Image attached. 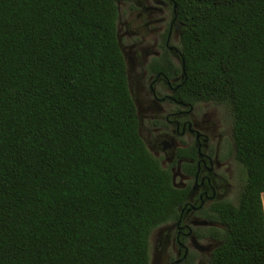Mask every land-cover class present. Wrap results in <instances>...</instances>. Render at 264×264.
Returning <instances> with one entry per match:
<instances>
[{
    "label": "trees",
    "instance_id": "1",
    "mask_svg": "<svg viewBox=\"0 0 264 264\" xmlns=\"http://www.w3.org/2000/svg\"><path fill=\"white\" fill-rule=\"evenodd\" d=\"M186 93L244 170L216 264H264V0H176ZM115 0H0V264H148L181 195L138 132Z\"/></svg>",
    "mask_w": 264,
    "mask_h": 264
},
{
    "label": "flooded vegetation",
    "instance_id": "2",
    "mask_svg": "<svg viewBox=\"0 0 264 264\" xmlns=\"http://www.w3.org/2000/svg\"><path fill=\"white\" fill-rule=\"evenodd\" d=\"M116 35L138 129L181 195L152 229L148 264H216L223 204L243 182L228 107L186 93L176 0H115Z\"/></svg>",
    "mask_w": 264,
    "mask_h": 264
},
{
    "label": "rangeland",
    "instance_id": "3",
    "mask_svg": "<svg viewBox=\"0 0 264 264\" xmlns=\"http://www.w3.org/2000/svg\"><path fill=\"white\" fill-rule=\"evenodd\" d=\"M231 124H232V118H231ZM243 177H244V170H243ZM240 189L238 190V196H237V198H233V202H235V203L238 202V199H239V196H240Z\"/></svg>",
    "mask_w": 264,
    "mask_h": 264
},
{
    "label": "crops",
    "instance_id": "4",
    "mask_svg": "<svg viewBox=\"0 0 264 264\" xmlns=\"http://www.w3.org/2000/svg\"><path fill=\"white\" fill-rule=\"evenodd\" d=\"M261 200H262V206H263V212H264V192L261 193Z\"/></svg>",
    "mask_w": 264,
    "mask_h": 264
},
{
    "label": "water",
    "instance_id": "5",
    "mask_svg": "<svg viewBox=\"0 0 264 264\" xmlns=\"http://www.w3.org/2000/svg\"><path fill=\"white\" fill-rule=\"evenodd\" d=\"M138 132H139V129H138ZM139 134H140V132H139Z\"/></svg>",
    "mask_w": 264,
    "mask_h": 264
}]
</instances>
